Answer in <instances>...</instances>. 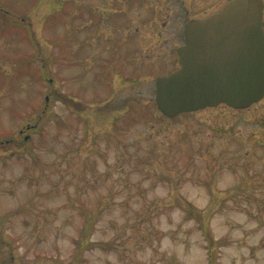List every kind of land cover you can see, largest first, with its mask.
Wrapping results in <instances>:
<instances>
[{
  "label": "rangeland",
  "instance_id": "374dc122",
  "mask_svg": "<svg viewBox=\"0 0 264 264\" xmlns=\"http://www.w3.org/2000/svg\"><path fill=\"white\" fill-rule=\"evenodd\" d=\"M128 1L0 0V264H264V98L164 117L184 26Z\"/></svg>",
  "mask_w": 264,
  "mask_h": 264
},
{
  "label": "water",
  "instance_id": "95a60500",
  "mask_svg": "<svg viewBox=\"0 0 264 264\" xmlns=\"http://www.w3.org/2000/svg\"><path fill=\"white\" fill-rule=\"evenodd\" d=\"M179 48L180 67L156 79L159 111L173 119L222 104L244 110L264 98V4L230 0L191 20Z\"/></svg>",
  "mask_w": 264,
  "mask_h": 264
},
{
  "label": "flooded vegetation",
  "instance_id": "af4514ba",
  "mask_svg": "<svg viewBox=\"0 0 264 264\" xmlns=\"http://www.w3.org/2000/svg\"><path fill=\"white\" fill-rule=\"evenodd\" d=\"M193 1L194 0H163L162 1L163 5L160 7V14H159V12L156 13L155 8L151 6V0H135L136 3L128 1V2H125L123 4L124 7L121 8L123 10L117 11V14L122 15V14L127 13V15L129 14L130 16H132L133 11L131 9H134L135 6H138L139 7L138 9H140L141 11L143 10V14H141V16H140L141 19L138 18L139 21H143V24H141L140 22H136L135 19H133L134 22L132 25L137 24L139 27L138 34H139V31L141 29L144 30V28L142 26L146 27V26L152 25V21L154 18L153 15H155V14L160 15L161 20L165 19L166 23L169 26L183 25L184 26L183 36L185 38V42H184V44H185L186 43L185 28H186V25L191 20L209 17L212 14L220 11L222 9V7L227 3V2L224 3L216 11L209 13L210 7L206 8V9L194 10ZM262 1L264 4V0H262ZM113 5H115L114 1L111 3L110 6L112 7ZM197 5L200 6V4H198V3H197ZM211 9H215V7H212ZM163 13H165V16H163ZM155 24H158V18L155 21ZM173 32H175V33H171V34L173 36H175V34H177V32L174 30H173ZM144 34H145V30H144ZM183 45H181V46H183ZM177 52H178V50H177ZM178 65H179V62H178ZM220 106H226V105H220ZM213 108H216V107H213ZM207 109H212V108H207ZM202 111H205V109L201 110L199 112H202ZM199 112H196V113H199ZM22 134L23 133H21V135Z\"/></svg>",
  "mask_w": 264,
  "mask_h": 264
}]
</instances>
